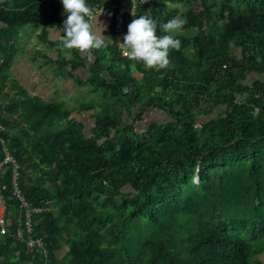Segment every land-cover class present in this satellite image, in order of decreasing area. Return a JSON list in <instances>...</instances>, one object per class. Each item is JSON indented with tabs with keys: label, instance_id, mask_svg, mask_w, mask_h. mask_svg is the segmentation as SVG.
I'll return each mask as SVG.
<instances>
[{
	"label": "trees",
	"instance_id": "16d2710c",
	"mask_svg": "<svg viewBox=\"0 0 264 264\" xmlns=\"http://www.w3.org/2000/svg\"><path fill=\"white\" fill-rule=\"evenodd\" d=\"M131 2L87 0L97 14L117 6L112 44L89 59L50 38L63 35L62 0H0V264H264V81L251 78L264 76V0L139 4L134 15L153 19L158 36L169 19L187 21L160 71L132 67L117 44L115 14ZM28 26L60 52L45 55L60 77L92 86L90 133L12 74ZM155 110L167 120L140 129Z\"/></svg>",
	"mask_w": 264,
	"mask_h": 264
},
{
	"label": "clouds",
	"instance_id": "9594fccd",
	"mask_svg": "<svg viewBox=\"0 0 264 264\" xmlns=\"http://www.w3.org/2000/svg\"><path fill=\"white\" fill-rule=\"evenodd\" d=\"M67 18L63 22V35L60 46L66 50H77L81 55L92 59L93 50L107 48V38L96 30V10L87 0H62ZM133 7L135 0H132ZM104 12V11H103ZM101 12L99 17L103 14ZM133 19L127 26V33L120 43L122 55L136 63H142L146 69L160 71L169 67L170 51L181 48V41L176 38L187 23L181 16L169 19L161 27L167 33L157 35V24L148 15L136 16L132 10ZM104 31V28H103Z\"/></svg>",
	"mask_w": 264,
	"mask_h": 264
},
{
	"label": "rangeland",
	"instance_id": "374dc122",
	"mask_svg": "<svg viewBox=\"0 0 264 264\" xmlns=\"http://www.w3.org/2000/svg\"><path fill=\"white\" fill-rule=\"evenodd\" d=\"M112 12L110 10H105L103 14H108ZM100 14V13H99ZM34 29L33 26H28V31ZM37 34L40 33V30H35ZM34 33V32H33ZM34 34H31L30 39L26 38V45H32L35 46L39 49L47 48L48 45L41 44L39 40L37 39V36ZM25 33V35H27ZM113 39H109L108 44H112ZM30 47V46H29ZM41 49L42 51H45ZM53 51V47L49 46L47 53H50L52 56L55 58L58 56L55 52ZM23 52V51H22ZM64 55L70 56L71 55V50H66L64 49L63 52ZM24 53L18 55V63L21 66H24L23 64H26V61L24 59ZM34 64H33V63ZM30 63L31 70L28 71L26 75L21 74V72H24L22 69H27V66L24 68H16L15 72L19 74L20 79L22 80L21 82L25 87L28 89L33 90L37 94L42 95L46 100L48 101H59V102H64L65 105L73 111L72 116L79 121L83 122L86 125V131L87 133H90V130L94 126V118L92 117V112L88 110H83L82 107L87 106L88 104H91L92 102L95 101L96 99V94L92 92V86L84 85V86H79L77 85L73 80L71 79H64L58 75V72L56 70V65L55 63H48L46 60L40 59L34 62L32 60ZM89 65L90 62L87 64V69H82L80 70V75L84 80H87L89 77ZM36 74L40 77L45 79V84L40 85L41 83L39 82V77H36ZM253 80L258 79L261 81H264V76H256L253 75L251 77ZM251 79V80H252ZM40 83V84H39ZM12 86H8L4 89V93L9 96V97H14L16 96V90H13L11 88ZM167 116L164 112L155 110L150 113H148L143 122L138 125L140 129H144L148 124L155 122V121H165L167 120ZM195 183L199 184V181H197V178L195 179ZM4 206H3V201L0 198V217L4 218ZM67 249L64 248L59 252V257L65 256L67 253ZM257 258L264 263V253L260 254L257 256Z\"/></svg>",
	"mask_w": 264,
	"mask_h": 264
},
{
	"label": "crops",
	"instance_id": "0c3cea01",
	"mask_svg": "<svg viewBox=\"0 0 264 264\" xmlns=\"http://www.w3.org/2000/svg\"><path fill=\"white\" fill-rule=\"evenodd\" d=\"M111 18H112V14L111 13H108V14H102L100 17H99V13L97 14V19H96V24H95V27H96V30L99 32V33H102L103 32V35L105 36V37H107V38H110L109 36H110V32H109V25H110V20H111ZM1 25V24H0ZM103 28H104V31H103ZM28 32V34L27 35H25V33H27ZM36 33L35 32V29H30L29 31H28V27L26 28V30H24L23 32H22V34H21V37H20V44H19V46H20V51H19V53L17 54V57H16V59H15V63H14V66L12 67V74L17 78V80L19 81V82H21L22 80L20 79V75L19 74H17L16 72H15V69L16 68H20V69H22V68H24L25 66H27V69L25 68V69H22L24 72H21V74H23V75H26L27 73H28V71H30L31 70V65H30V63L32 62V60L34 61V62H36L37 60H40V59H42L43 60V58H44V60H48V58H46V56L45 55H48V56H50V58L51 59H53V60H56L57 58H58V56L55 58L54 56H52L50 53H47V51H48V48H49V45H48V47L47 48H45V49H43V48H41V49H43V50H45V51H42L41 49H39V48H37V47H35V46H32V45H29V46H27L26 45V38H28V39H30V37H31V34H34V33ZM36 36H37V39H38V34L36 33L35 34ZM26 38H25V37ZM50 38H51V40H53V41H57L58 39H60V33L58 32V31H56V30H54V29H51V33H50ZM40 42V41H39ZM41 43V42H40ZM41 44H43V43H41ZM45 45H47V44H45ZM51 47H53V46H51ZM54 48H56V47H53V51L52 52H55L57 55L60 53V52H57V51H54ZM23 51V52H22ZM38 51H41V52H43L44 53V55H42V56H38V58L36 59V55L38 54ZM64 52V49L62 50V53ZM24 53V59H25V61H26V64L24 63L23 65L24 66H21L20 67V65H19V63H18V55H20V54H23ZM33 63V62H32ZM50 63H52V62H50ZM34 64V63H33ZM38 76V74H36V77ZM39 77V76H38ZM39 82L41 83H39L41 86L42 85H44L45 84V79L44 78H42V76L40 75V77H39ZM22 83V82H21ZM23 84V83H22ZM30 91H32L34 94H36V95H39V96H41V97H43L42 95H40V94H37L36 92H34L33 90H31V89H29ZM44 98V97H43Z\"/></svg>",
	"mask_w": 264,
	"mask_h": 264
},
{
	"label": "built area",
	"instance_id": "2783aa9c",
	"mask_svg": "<svg viewBox=\"0 0 264 264\" xmlns=\"http://www.w3.org/2000/svg\"><path fill=\"white\" fill-rule=\"evenodd\" d=\"M149 1L150 0H135V6L134 7H133V4L131 2V5H129V6L120 7L118 12L115 14V38L117 40V44H118L119 48H120V43L123 42V36L127 33V29L125 27L127 14L132 13V10H133V13H135L139 4H146ZM115 8H117V6L110 3V4H108L107 7L100 10L98 13H101L103 11L105 12V10L111 11V9H115ZM0 129H3V125L1 123H0ZM5 153H6L5 163L11 162V163L15 164V169H14V182H15V189H16L15 194L21 199V201L23 202V206H28L27 203L25 202V200L22 198L21 191L19 190L17 183H16L18 176H19V172H18L19 166L16 164L15 159L13 158V156L10 154V152L6 148H5ZM2 167H3V164L0 165V175H1V171L3 170ZM0 198H1V184H0ZM3 206H4V202H3ZM4 209H5V206H4ZM0 222L4 223V219L1 217H0ZM26 225H27V231L29 233H31L32 225H31V214L30 213H27ZM18 237L19 238L23 237V232L21 230L18 231ZM36 243L39 246L42 245L41 241H35L32 238L28 239V245L29 246L33 247Z\"/></svg>",
	"mask_w": 264,
	"mask_h": 264
},
{
	"label": "water",
	"instance_id": "95a60500",
	"mask_svg": "<svg viewBox=\"0 0 264 264\" xmlns=\"http://www.w3.org/2000/svg\"><path fill=\"white\" fill-rule=\"evenodd\" d=\"M197 181H199V178L197 177Z\"/></svg>",
	"mask_w": 264,
	"mask_h": 264
}]
</instances>
